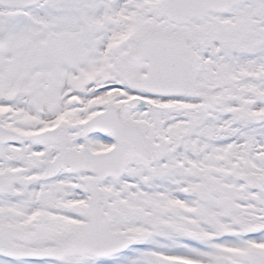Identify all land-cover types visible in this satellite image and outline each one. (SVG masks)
Listing matches in <instances>:
<instances>
[{
    "label": "snow or ice",
    "instance_id": "snow-or-ice-1",
    "mask_svg": "<svg viewBox=\"0 0 264 264\" xmlns=\"http://www.w3.org/2000/svg\"><path fill=\"white\" fill-rule=\"evenodd\" d=\"M0 264H264V0H0Z\"/></svg>",
    "mask_w": 264,
    "mask_h": 264
}]
</instances>
